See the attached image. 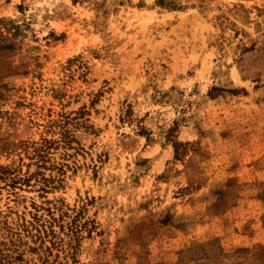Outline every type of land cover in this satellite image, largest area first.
I'll use <instances>...</instances> for the list:
<instances>
[{"label": "rangeland", "instance_id": "rangeland-1", "mask_svg": "<svg viewBox=\"0 0 264 264\" xmlns=\"http://www.w3.org/2000/svg\"><path fill=\"white\" fill-rule=\"evenodd\" d=\"M0 250L264 264V0H0Z\"/></svg>", "mask_w": 264, "mask_h": 264}, {"label": "trees", "instance_id": "trees-1", "mask_svg": "<svg viewBox=\"0 0 264 264\" xmlns=\"http://www.w3.org/2000/svg\"><path fill=\"white\" fill-rule=\"evenodd\" d=\"M68 141V140H64ZM36 144V143H35ZM51 145V141L44 139L39 145L34 146V152L37 155V160L38 162L43 161L45 158V153L49 150ZM237 253H250V250L245 249V248H240L236 250ZM2 251L0 250V264H4V261L1 257Z\"/></svg>", "mask_w": 264, "mask_h": 264}]
</instances>
